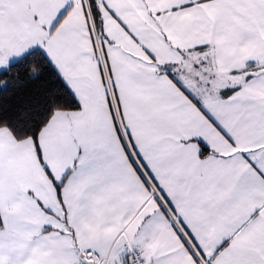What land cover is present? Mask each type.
I'll use <instances>...</instances> for the list:
<instances>
[{
  "label": "snow or ice",
  "instance_id": "6c2138e0",
  "mask_svg": "<svg viewBox=\"0 0 264 264\" xmlns=\"http://www.w3.org/2000/svg\"><path fill=\"white\" fill-rule=\"evenodd\" d=\"M0 264H264V0H0Z\"/></svg>",
  "mask_w": 264,
  "mask_h": 264
}]
</instances>
